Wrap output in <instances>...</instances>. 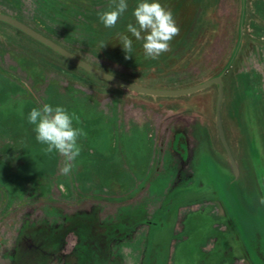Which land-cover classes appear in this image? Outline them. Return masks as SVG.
I'll return each instance as SVG.
<instances>
[{
    "label": "rangeland",
    "instance_id": "1",
    "mask_svg": "<svg viewBox=\"0 0 264 264\" xmlns=\"http://www.w3.org/2000/svg\"><path fill=\"white\" fill-rule=\"evenodd\" d=\"M139 2L127 0L114 28L97 15L110 0H0V12L137 85L183 89L224 73L234 162L217 85L137 93L0 24V264H59L56 225L74 218L83 253L67 264H264V0H159L180 32L155 60L127 33ZM120 34L133 39L129 59ZM44 103L86 133L68 176L28 123Z\"/></svg>",
    "mask_w": 264,
    "mask_h": 264
},
{
    "label": "clouds",
    "instance_id": "2",
    "mask_svg": "<svg viewBox=\"0 0 264 264\" xmlns=\"http://www.w3.org/2000/svg\"><path fill=\"white\" fill-rule=\"evenodd\" d=\"M127 9V0H110L108 9L100 11L97 15L105 28H114ZM132 15L135 23L127 24V33L135 40L142 41L146 58L155 60L170 51V42L180 32L171 10L159 0H140ZM119 39L126 53L125 59L131 58L133 39L128 34H120ZM106 45L102 42L100 49ZM27 119L28 123L34 126L35 139L46 145L45 151L63 157L60 173L64 176L70 175L81 152L78 141L86 135L82 128L74 127L73 121L78 123L79 118L61 105L44 103L33 107ZM256 200L260 206H264V191Z\"/></svg>",
    "mask_w": 264,
    "mask_h": 264
},
{
    "label": "water",
    "instance_id": "3",
    "mask_svg": "<svg viewBox=\"0 0 264 264\" xmlns=\"http://www.w3.org/2000/svg\"><path fill=\"white\" fill-rule=\"evenodd\" d=\"M0 21L4 22L6 24H9L10 26H13L14 28L22 31L29 37L33 38L34 40L40 42L41 44L50 47L53 51L60 54L62 57L68 59L71 63L77 65L81 69L87 71L88 73L102 79L105 81H108L110 83H113L115 85L121 86L125 89H129L131 91L149 95V96H155V97H180V96H187L191 95L197 92H200L212 85L218 86V100H217V106H216V115H217V126H218V132L221 141H223V145L226 149V152L229 155V159H231L232 162L234 160L232 159V154L229 149V146L227 144L226 138H225V132H224V126H223V120H222V104L225 96V86H224V80L223 75L210 78L202 83H199L197 85L191 86L190 88H183V89H156V88H150L145 87L142 85L137 86L136 83L127 81L125 79H122L120 77H117L115 75H112L92 64L87 62L86 60L78 57L77 55L73 54L66 48L62 47L52 39L46 37L45 35L41 34L40 32L36 31L35 29L30 27L29 25L25 24L24 22L14 18L11 15L5 14L0 12ZM243 25H241L242 28ZM110 74V75H109Z\"/></svg>",
    "mask_w": 264,
    "mask_h": 264
},
{
    "label": "flooded vegetation",
    "instance_id": "4",
    "mask_svg": "<svg viewBox=\"0 0 264 264\" xmlns=\"http://www.w3.org/2000/svg\"><path fill=\"white\" fill-rule=\"evenodd\" d=\"M69 229L68 228H65L64 231H67ZM79 230V229H78ZM77 230V231H78ZM80 231V230H79ZM69 235H74L76 237V242H75V245L73 247V251H70V252H65L64 251V247H65V240L66 238L69 236ZM81 240H82V235L78 234L77 232H70V233H67L66 236H64V238H60L57 240V243H56V248L58 251H59V255L60 257H57L56 259L58 260H61L62 263L61 264H67V261L69 258L71 257H81L82 256V251H81ZM47 252V251H46ZM81 254V255H80Z\"/></svg>",
    "mask_w": 264,
    "mask_h": 264
},
{
    "label": "trees",
    "instance_id": "5",
    "mask_svg": "<svg viewBox=\"0 0 264 264\" xmlns=\"http://www.w3.org/2000/svg\"><path fill=\"white\" fill-rule=\"evenodd\" d=\"M0 24H3V25H7V26H10L9 24H6V23H4V22H1L0 21ZM11 27H13V26H11ZM14 28V27H13ZM18 30V29H17ZM19 32H21V33H23L22 31H20V30H18ZM23 34H25V33H23ZM26 35V34H25ZM28 36V35H27ZM29 37V36H28ZM48 37V36H47ZM31 38V37H30ZM33 39V38H32ZM51 39V38H50ZM36 42H38V41H36ZM38 43H40V42H38ZM58 43V42H57ZM43 45V44H42ZM46 49H48L49 51H51V52H53V53H55V54H58V53H56L55 51H53L52 49H50V47H47V46H45V45H43ZM58 55H60V54H58ZM66 59V58H65ZM81 70H83V69H81ZM84 72H86V73H88L87 71H85V70H83ZM90 74V73H89ZM217 77V76H216ZM223 80H224V82L226 81L225 80V78H223ZM222 120H223V111H222ZM225 126V125H224ZM225 130H226V127H225ZM226 133H227V130H226ZM227 139H228V141H229V138L227 137ZM221 145V147L223 148V146H222V144H220ZM59 223V225H56L57 226V231H59L61 234H60V236L57 238V239H60V238H64V236H66V234L67 233H70V232H77L78 233V228H79V220H77V219H72L70 222H68V221H64V223L63 222H58ZM69 227V229L67 230V231H64V229L65 228H68ZM79 232H81V231H79ZM59 260V259H58ZM57 260V261H58ZM59 262V264L60 263H62V261L61 260H59L58 261Z\"/></svg>",
    "mask_w": 264,
    "mask_h": 264
}]
</instances>
